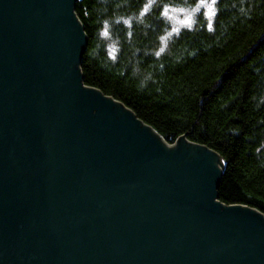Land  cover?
Here are the masks:
<instances>
[{
    "label": "water",
    "instance_id": "water-1",
    "mask_svg": "<svg viewBox=\"0 0 264 264\" xmlns=\"http://www.w3.org/2000/svg\"><path fill=\"white\" fill-rule=\"evenodd\" d=\"M77 1L0 0V264H264L219 155L83 83Z\"/></svg>",
    "mask_w": 264,
    "mask_h": 264
},
{
    "label": "trees",
    "instance_id": "trees-1",
    "mask_svg": "<svg viewBox=\"0 0 264 264\" xmlns=\"http://www.w3.org/2000/svg\"><path fill=\"white\" fill-rule=\"evenodd\" d=\"M145 2H76L87 36L83 83L122 103L166 143L185 136L217 153L224 163L218 201L264 215V0H215L213 20L199 13L191 28L166 39L160 2L142 14Z\"/></svg>",
    "mask_w": 264,
    "mask_h": 264
},
{
    "label": "rangeland",
    "instance_id": "rangeland-1",
    "mask_svg": "<svg viewBox=\"0 0 264 264\" xmlns=\"http://www.w3.org/2000/svg\"><path fill=\"white\" fill-rule=\"evenodd\" d=\"M161 4L160 14L169 23V30L164 34L163 38L176 34L183 29H189L194 25L197 14H202L207 21L213 20L215 14V0H205V2L198 1L196 4L189 5H169L168 3H161V0H146L142 7V14L150 11L153 5ZM128 21H126L127 23ZM100 34L102 37H107L108 29L105 26ZM162 38V44L165 42ZM108 53H114L116 45L113 42H108L106 46Z\"/></svg>",
    "mask_w": 264,
    "mask_h": 264
},
{
    "label": "bare ground",
    "instance_id": "bare-ground-1",
    "mask_svg": "<svg viewBox=\"0 0 264 264\" xmlns=\"http://www.w3.org/2000/svg\"><path fill=\"white\" fill-rule=\"evenodd\" d=\"M113 101V100H112ZM114 102H116V101H114ZM152 132H154V134H156L157 136H159L155 131H153L152 129H150ZM159 138L161 139V141H162V143L167 147V148H173L176 144H168V143H166L160 136H159ZM218 159H219V161H220V163L222 162L221 161V159L218 157Z\"/></svg>",
    "mask_w": 264,
    "mask_h": 264
},
{
    "label": "snow or ice",
    "instance_id": "snow-or-ice-1",
    "mask_svg": "<svg viewBox=\"0 0 264 264\" xmlns=\"http://www.w3.org/2000/svg\"><path fill=\"white\" fill-rule=\"evenodd\" d=\"M201 2L203 3V2H205V0H201Z\"/></svg>",
    "mask_w": 264,
    "mask_h": 264
}]
</instances>
